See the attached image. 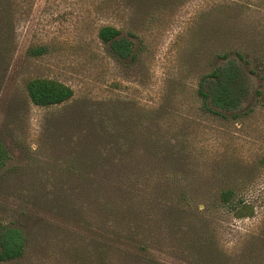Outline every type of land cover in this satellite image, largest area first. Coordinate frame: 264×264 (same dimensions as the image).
Segmentation results:
<instances>
[{"label": "rangeland", "instance_id": "rangeland-1", "mask_svg": "<svg viewBox=\"0 0 264 264\" xmlns=\"http://www.w3.org/2000/svg\"><path fill=\"white\" fill-rule=\"evenodd\" d=\"M105 25L134 58L102 42ZM230 58L248 87L239 116L222 118L197 90ZM36 77L74 95L37 106ZM0 141V223L27 242L0 264H100L97 241L117 249L105 264H264V0H0ZM116 179L126 194L113 203ZM226 186L254 217L204 210ZM180 189L194 205L176 203Z\"/></svg>", "mask_w": 264, "mask_h": 264}, {"label": "trees", "instance_id": "trees-1", "mask_svg": "<svg viewBox=\"0 0 264 264\" xmlns=\"http://www.w3.org/2000/svg\"><path fill=\"white\" fill-rule=\"evenodd\" d=\"M99 38L102 42L108 44L115 54L122 59L134 58L133 41L122 36V30L112 25H105L99 30ZM44 47L31 49L33 55H41ZM227 58V55H224ZM247 77L243 73L240 65L235 59H228L223 65L217 67L209 74L201 78L197 94L202 101V108L205 112L222 117L229 118L227 113H232L234 117L239 116L236 112L239 108L242 97L247 92ZM27 90L30 100L33 104L42 107H49L61 104L74 95L71 86L51 78L36 77L30 79L27 84ZM163 141H161L162 143ZM160 149H164L161 144ZM8 151L5 145L0 141V170L6 165L8 160ZM163 156V155H162ZM161 169L151 167L152 173L158 174ZM180 172V171H179ZM164 174V173H163ZM168 176H177L178 171L173 170ZM111 196L113 203L117 199H122L125 191V184L117 179L111 187ZM163 196L173 198V190L164 188ZM135 194V193H134ZM139 194H135L132 199H136ZM192 198L187 195V191H178L176 203L192 205ZM133 201V200H132ZM138 201V200H137ZM194 205V204H193ZM200 208L199 204H196ZM205 211L225 210L239 219L250 218L256 215V206L251 199L242 195L234 186H226L218 191L217 198L203 205ZM113 218H117L119 208L117 205H108ZM142 228V223L137 217L133 232L139 234L137 230ZM26 237L23 231L12 224L0 223V261H13L21 258L26 249ZM145 249V247H143ZM93 254L100 264L104 261H112L117 253L116 247L97 241L96 249ZM112 256V258H111ZM144 261H152L157 264L159 261L153 257H144Z\"/></svg>", "mask_w": 264, "mask_h": 264}]
</instances>
